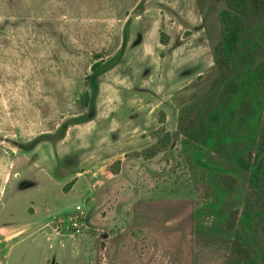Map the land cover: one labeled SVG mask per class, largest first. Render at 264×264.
Returning a JSON list of instances; mask_svg holds the SVG:
<instances>
[{
	"label": "rangeland",
	"instance_id": "rangeland-1",
	"mask_svg": "<svg viewBox=\"0 0 264 264\" xmlns=\"http://www.w3.org/2000/svg\"><path fill=\"white\" fill-rule=\"evenodd\" d=\"M225 7L0 0V264H264V176L252 181L231 160L253 162L264 146V127L257 146L244 137L248 116L264 117V15L247 17L238 61L223 75L213 47ZM245 65L260 80L227 126L241 139L200 148L205 162L231 166L215 177L229 196L218 203L191 130L231 98L236 75L247 82ZM160 126L169 148L132 156Z\"/></svg>",
	"mask_w": 264,
	"mask_h": 264
},
{
	"label": "trees",
	"instance_id": "trees-1",
	"mask_svg": "<svg viewBox=\"0 0 264 264\" xmlns=\"http://www.w3.org/2000/svg\"><path fill=\"white\" fill-rule=\"evenodd\" d=\"M226 7L219 10L217 14V19L219 22V36L218 40L213 47V58L214 62L218 68L222 71V74H227L232 66H234L239 58L240 48L244 43V31H245V21L251 13H262L264 15V0H224ZM245 74L247 76V82L245 75L243 78L240 75H236V84L233 86V92L231 98L225 102H218L213 108L208 112L203 123L194 126L191 130V137L195 140V147L192 151L193 159L197 167H202L205 170V177L207 175L208 182L215 183V177L221 182L228 177V173L231 169L230 165L220 166L213 165L205 162L201 158L202 149L200 148H210L212 146L218 145L220 143H229L230 145H235L241 139V136L236 134H231L227 130L230 122L232 120V111L235 109L236 105L244 98L246 93L252 95V93H258L257 83L260 78H257L249 68L245 65ZM264 77V75L262 76ZM257 78V79H256ZM90 98L88 92H83L81 95V105L86 106L90 103ZM255 108L258 106L255 104ZM260 109V108H259ZM258 109V110H259ZM164 117L161 118L160 122H164ZM248 131L244 137L249 140L252 139V145L257 146L258 140H256V135L264 127V117L261 120L256 119V115H249L247 118ZM226 126V129L224 127ZM155 141L142 148L139 151L131 152L134 157H143L145 159L152 158L156 156L159 152L166 151L172 141L171 133L160 126L155 132ZM263 143V142H262ZM260 151H257L256 157L253 162L249 160H244L242 154H237L233 160V164L236 167L244 170L249 174V178L255 181L259 178V175L264 176V146L260 145ZM257 148V147H256ZM230 150V149H229ZM120 160H116L112 165L109 166V170L112 173H117ZM71 184V182L69 183ZM213 193L215 194L216 202L223 203L228 196L227 192L221 187L217 186ZM232 206V213H235ZM235 209V208H234ZM231 214V213H230ZM239 219L244 224V228L247 231L249 238L252 236L249 232V226L251 218L246 213H241ZM241 235L236 233V252L241 244ZM244 252V248H241Z\"/></svg>",
	"mask_w": 264,
	"mask_h": 264
},
{
	"label": "built area",
	"instance_id": "built-area-1",
	"mask_svg": "<svg viewBox=\"0 0 264 264\" xmlns=\"http://www.w3.org/2000/svg\"><path fill=\"white\" fill-rule=\"evenodd\" d=\"M82 210L80 208V206H76V214L74 215V219H72L71 224L73 225V228L76 232H79V228H80V219L82 218L81 216ZM79 214V215H78Z\"/></svg>",
	"mask_w": 264,
	"mask_h": 264
}]
</instances>
